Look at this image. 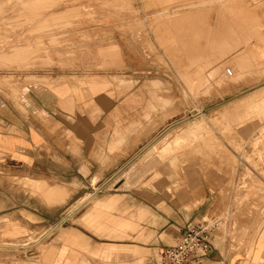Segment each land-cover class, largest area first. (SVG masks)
Returning <instances> with one entry per match:
<instances>
[{"label": "crops", "instance_id": "obj_1", "mask_svg": "<svg viewBox=\"0 0 264 264\" xmlns=\"http://www.w3.org/2000/svg\"><path fill=\"white\" fill-rule=\"evenodd\" d=\"M124 4L17 0L0 13V80L13 77L10 89L0 88V181L28 176L58 184L63 194L68 186L72 198L103 186L33 257L6 256L0 264H154L210 210L217 184L196 168L179 177L181 157L160 160L169 142L155 141V130L138 134L115 124L141 99L128 88L138 77L130 75L135 18L120 10ZM24 83L25 92L15 89ZM63 209L2 185L0 237L26 239ZM223 228L206 264H264V223L253 236L250 227L240 228L230 242Z\"/></svg>", "mask_w": 264, "mask_h": 264}, {"label": "rangeland", "instance_id": "obj_2", "mask_svg": "<svg viewBox=\"0 0 264 264\" xmlns=\"http://www.w3.org/2000/svg\"><path fill=\"white\" fill-rule=\"evenodd\" d=\"M16 1L0 0V13ZM120 10L135 18L130 75L138 78L128 88L141 99L115 124L138 134L155 130L153 139L164 144L196 121L204 123L200 138L172 153L181 157L176 172L180 177L196 168L218 185L211 188L205 219L226 220L223 241H237L240 228L250 227L253 236L264 223V0H125ZM12 80L3 78L0 88L10 89ZM25 83L15 89L25 92ZM23 178L5 176L0 186L49 207L64 206L63 212L91 199L72 198L68 186L61 187L63 194L58 184ZM17 242L0 237L1 245ZM11 252L0 249V260Z\"/></svg>", "mask_w": 264, "mask_h": 264}, {"label": "built area", "instance_id": "obj_3", "mask_svg": "<svg viewBox=\"0 0 264 264\" xmlns=\"http://www.w3.org/2000/svg\"><path fill=\"white\" fill-rule=\"evenodd\" d=\"M102 190L103 186L97 187L89 194L90 198L92 199L95 195L100 194ZM86 202L81 206L77 204L76 206L79 205L78 208L68 207L55 223L41 230L33 240L27 241L29 240L28 237L21 240V242H17L18 244H0V249L13 251L11 255L33 257L38 248L47 244L60 227L68 224ZM225 223L222 218L215 220L204 218L197 223L188 225L174 243L162 249L154 260V264H206L211 260L214 252L213 236L215 232L224 227Z\"/></svg>", "mask_w": 264, "mask_h": 264}, {"label": "bare ground", "instance_id": "obj_4", "mask_svg": "<svg viewBox=\"0 0 264 264\" xmlns=\"http://www.w3.org/2000/svg\"><path fill=\"white\" fill-rule=\"evenodd\" d=\"M38 5V4H37ZM42 7V6H41ZM43 8V7H42ZM41 9V8H40ZM20 13V12H19ZM25 15V14H24ZM21 16V15H19ZM23 17V16H22ZM23 19V18H21ZM25 20V19H24ZM61 44V43H60ZM22 50H26V49H22ZM260 56V55H259ZM258 56V57H259ZM264 55L261 53V57H263ZM260 58V57H259ZM260 60V59H259ZM259 68V67H257ZM262 68L264 69V67L262 66ZM262 69V70H263ZM259 70V69H258ZM257 70V71H258ZM258 74V73H257ZM249 76V75H248ZM234 81V80H233ZM254 88V87H253ZM246 95V94H245ZM251 95V94H250ZM263 101V100H262ZM264 102V101H263ZM262 102V103H263ZM253 106V105H252ZM258 108V107H257ZM259 109V108H258ZM254 112V111H253ZM204 123L202 122H197L186 127L185 129L181 130L180 132L176 133V135L174 136V138L172 139V144H167L165 145L164 149H161V154L160 157L161 159L164 157H166L167 155H171L173 152L175 154V152L177 153L179 150V148H181L182 146L186 145L188 142L192 141V140H197L198 138L201 137L202 134V130H203V125ZM208 126V125H207ZM206 133V132H205ZM204 136V135H203ZM202 136V137H203ZM164 142V141H163ZM170 157V156H169ZM163 160V159H162ZM165 161V160H164ZM175 166V165H174Z\"/></svg>", "mask_w": 264, "mask_h": 264}]
</instances>
